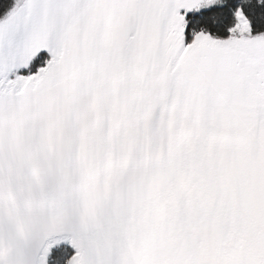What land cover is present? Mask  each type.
Segmentation results:
<instances>
[{
  "label": "snow or ice",
  "instance_id": "snow-or-ice-1",
  "mask_svg": "<svg viewBox=\"0 0 264 264\" xmlns=\"http://www.w3.org/2000/svg\"><path fill=\"white\" fill-rule=\"evenodd\" d=\"M0 264H264V0H0Z\"/></svg>",
  "mask_w": 264,
  "mask_h": 264
}]
</instances>
